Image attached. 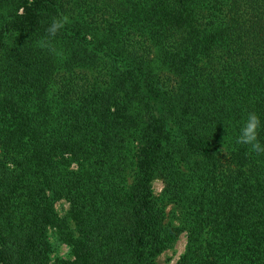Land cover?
Segmentation results:
<instances>
[{
    "label": "trees",
    "instance_id": "obj_1",
    "mask_svg": "<svg viewBox=\"0 0 264 264\" xmlns=\"http://www.w3.org/2000/svg\"><path fill=\"white\" fill-rule=\"evenodd\" d=\"M249 112L264 144V0H0V264H264Z\"/></svg>",
    "mask_w": 264,
    "mask_h": 264
},
{
    "label": "rangeland",
    "instance_id": "obj_2",
    "mask_svg": "<svg viewBox=\"0 0 264 264\" xmlns=\"http://www.w3.org/2000/svg\"><path fill=\"white\" fill-rule=\"evenodd\" d=\"M163 182L160 179L152 183V191L155 196H160L163 190ZM55 211L59 217H64L68 211L69 205L61 200L55 204ZM165 222L178 226V214L171 203L166 206ZM73 227V226H72ZM49 243L51 244L50 260L53 264H71L73 257L70 247L60 242L53 231H49ZM187 244L186 233H181L178 238L161 254L155 258V264H176L185 251Z\"/></svg>",
    "mask_w": 264,
    "mask_h": 264
},
{
    "label": "clouds",
    "instance_id": "obj_3",
    "mask_svg": "<svg viewBox=\"0 0 264 264\" xmlns=\"http://www.w3.org/2000/svg\"><path fill=\"white\" fill-rule=\"evenodd\" d=\"M70 19L67 15L53 17L51 23L46 28V36L36 42L37 47L55 51L51 41L67 24ZM261 128V119L255 112L247 113L246 119L239 128V134L236 137V143L249 146L250 152L257 154L264 153V144L258 139L259 129Z\"/></svg>",
    "mask_w": 264,
    "mask_h": 264
}]
</instances>
